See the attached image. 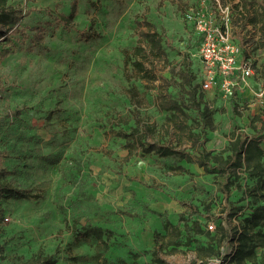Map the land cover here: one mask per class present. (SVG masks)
I'll list each match as a JSON object with an SVG mask.
<instances>
[{
    "label": "rangeland",
    "instance_id": "374dc122",
    "mask_svg": "<svg viewBox=\"0 0 264 264\" xmlns=\"http://www.w3.org/2000/svg\"><path fill=\"white\" fill-rule=\"evenodd\" d=\"M219 2L228 6L232 39L246 50L238 58L248 60L253 73L246 85L234 86L237 114L230 94L218 87L201 90L214 108L212 125L202 135L201 121L180 89V73L191 70L193 82L203 74L200 36L184 14L209 11L210 0H6L20 9L21 21L18 31L0 39L11 50L0 59V165L29 198L0 196V213L7 216L4 264H22L39 252L54 254L56 264H91L81 254L93 247L73 233L87 223L110 227L122 251L140 253L128 264L153 263L143 251L155 240L166 264H221L195 247L207 238L193 223H212L214 229L205 214L221 210L218 177L196 163L143 154L138 143L128 148L119 134L137 126L147 141L195 152L202 140L217 153L238 127L251 132L249 116L264 110L262 22L241 21L255 14L256 2ZM73 7L75 15L64 26L58 16ZM87 27L90 36L81 31ZM148 29L161 40L159 55L140 40L139 31ZM137 58L142 70L133 64ZM232 81H238L235 73ZM169 92L183 96L182 110L159 107L157 94L166 98ZM176 238L179 245L169 244Z\"/></svg>",
    "mask_w": 264,
    "mask_h": 264
},
{
    "label": "trees",
    "instance_id": "16d2710c",
    "mask_svg": "<svg viewBox=\"0 0 264 264\" xmlns=\"http://www.w3.org/2000/svg\"><path fill=\"white\" fill-rule=\"evenodd\" d=\"M256 2L255 14L243 15L242 24L247 21L251 23L262 22L261 30L264 34V0H243V3ZM211 8L214 9L213 0H210ZM75 15L74 7L68 15H60L58 19L64 26L67 20ZM57 17V15H55ZM21 21V11L15 7L6 5V0H0V39H8L9 32L18 31V25ZM84 35L90 36L91 32L86 29L81 30ZM238 36L239 42H244L243 37L238 30L234 31ZM140 40L146 39L152 50L157 55L163 52L161 40L157 32L150 29L139 31ZM142 50L140 45L135 46L136 53ZM9 46L0 45V59L6 57L10 52ZM243 56L246 55L245 48L242 50ZM133 64L140 70L144 68L143 61L139 58L133 60ZM180 89L185 91L191 105L201 121V134L206 135L207 127L212 125L213 105L203 101V89L200 82L202 76L195 80V76L188 68L180 73ZM202 90V91H201ZM236 87L230 93L231 109L234 114L238 113L235 100ZM157 104L161 109L167 111L182 110L181 104L185 102L179 93L169 92L168 97L157 94ZM251 126V132L245 128L238 127L234 137L227 143L226 147L220 152L214 153L211 149L203 146L202 140L197 143L195 152L184 148H177L170 144H162L158 141H147L140 134V128L131 127L128 131H120L119 134L128 139L125 146L132 148L135 143L141 146L143 154L155 152L163 157H173L176 160H185L190 163H196L204 168L208 173L217 176L218 188L222 193V207L220 212H207L206 217L214 221V229L210 230L205 225L204 228L196 221L195 231L205 235V242L196 241L195 247L203 250L207 257H215L221 264H264V110L259 114H251L248 124ZM142 129L146 125H140ZM131 138V140H130ZM79 169V167L77 168ZM9 170L0 165V196L28 199L29 194L26 188L14 186L11 184ZM133 179L140 180L136 177ZM235 191H239V196L234 199ZM181 204H192L180 201ZM151 209L150 206H148ZM208 207V205H207ZM155 212V210H152ZM75 212L73 220H77L79 214ZM5 216L0 213V231ZM77 224V223H76ZM212 224V223H209ZM208 224V225H209ZM172 229L177 230V224L170 222ZM75 227V226H74ZM106 227V228H105ZM101 224H85L79 229H74L73 233L82 243L93 247L91 253L81 254V257L91 264H128L130 260L138 261L140 253L135 251H122L123 247L115 244L111 240L112 229ZM213 227V224H212ZM3 230L0 233V264H4L6 259L5 240L2 239ZM189 242V239H187ZM155 246L150 249H144L143 253L154 261L151 264H166L158 255L162 245L155 240ZM179 245V239H170L169 244ZM205 243V244H204ZM230 249L227 250V247ZM260 252V254H259ZM58 258L50 253H36L24 259L22 264H56ZM131 263V262H130ZM191 264V263H182Z\"/></svg>",
    "mask_w": 264,
    "mask_h": 264
},
{
    "label": "built area",
    "instance_id": "2783aa9c",
    "mask_svg": "<svg viewBox=\"0 0 264 264\" xmlns=\"http://www.w3.org/2000/svg\"><path fill=\"white\" fill-rule=\"evenodd\" d=\"M213 3L214 9H190L184 16L193 23L200 36L198 54L203 70L201 88L209 90L218 87L224 95H228L236 84H247L253 68L248 60L238 58L242 49L230 34L228 6L222 5L219 0H213ZM234 73L238 81H232ZM208 227L212 228V224Z\"/></svg>",
    "mask_w": 264,
    "mask_h": 264
}]
</instances>
